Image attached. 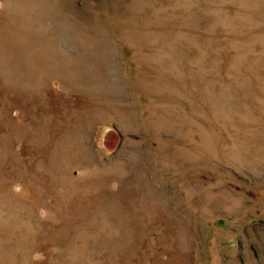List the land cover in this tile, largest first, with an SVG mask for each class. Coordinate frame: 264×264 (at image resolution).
<instances>
[{"label":"rangeland","instance_id":"obj_1","mask_svg":"<svg viewBox=\"0 0 264 264\" xmlns=\"http://www.w3.org/2000/svg\"><path fill=\"white\" fill-rule=\"evenodd\" d=\"M0 264H264V0H0Z\"/></svg>","mask_w":264,"mask_h":264}]
</instances>
